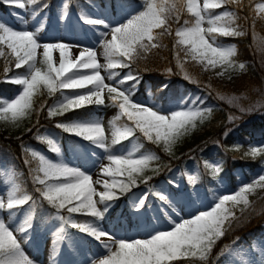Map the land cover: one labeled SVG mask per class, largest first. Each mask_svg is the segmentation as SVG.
Returning a JSON list of instances; mask_svg holds the SVG:
<instances>
[{"label":"snow or ice","instance_id":"snow-or-ice-1","mask_svg":"<svg viewBox=\"0 0 264 264\" xmlns=\"http://www.w3.org/2000/svg\"><path fill=\"white\" fill-rule=\"evenodd\" d=\"M6 2L15 8L24 9L26 4L35 3L36 0ZM239 2L240 0H203L201 7L199 0H142V10L130 14L123 23L115 26L102 18L84 15L82 16L84 24L92 26L96 31H99L96 26L108 30L99 31L106 60L104 65L97 61L94 49L84 48L71 59L70 50L79 45L42 42L39 38V29L36 31L14 29L6 22L0 21V46L7 48L8 54L14 59L16 69H25L7 81L21 88L12 98H0V119L10 118L12 122H16L28 115L32 109L33 97L41 94V89L46 90L49 96L60 92L63 98L49 107V117L63 115L90 105L117 107L119 114L114 120L126 117L130 123L113 131L111 145L120 144L140 133L148 142L161 146L165 153L171 155L177 142L196 128L197 121L202 123L211 109L201 110L198 106L199 98L192 99L187 108L184 105L188 104V98L181 101L179 107L170 109L142 105L133 99L135 84L129 88L122 87L127 81L139 82L135 72H129L113 85L106 83L105 80H112L114 74L109 71L107 77H104L101 75V69L131 68L132 64L149 50L161 46L158 41L166 33L171 34L170 26L166 25L173 17L178 22L180 14L186 10L194 20L191 22L185 20V26L176 30L175 35L178 37L176 44L183 46L176 55L179 56V52L183 51L185 56H190L193 61L205 67H219L221 71L217 75L223 76L228 69L236 66L232 59L236 53L233 47L224 46L217 37H233L243 33L238 31L237 27L222 22L225 18L232 17L233 13L225 11L220 15L207 17L205 13ZM256 10L264 13V3L257 4ZM14 15L18 16L16 13ZM205 23L209 25L207 28L203 26ZM156 29L162 31L157 33L154 31ZM109 35L110 39H107ZM56 50L59 51L58 65L53 58V52ZM3 56L4 48L0 47V57ZM238 67L244 70L245 64L240 63ZM7 71L5 68L6 73ZM83 89L87 91L75 92L73 95H66L63 92ZM105 90L107 100L111 101V104H106ZM193 105H196L195 110ZM56 126L90 141L96 148L104 149L107 153L104 157H97L109 161L108 166L99 165L102 175L112 178L110 182L103 181V191H97L91 173L65 163H53L43 155H39V167L35 170L37 175L34 180L42 186L36 191L56 210L55 218L61 222L55 233L57 239L54 244L65 239L67 227L77 229L97 240L107 236L115 244V250L112 244H103L106 254L98 262L93 260L91 264H173L179 260L206 261L216 242L233 227L234 221L240 219L226 205L229 202L247 204L244 193L254 187V184L250 183L241 186L235 194L221 195L210 209L198 210L187 218L181 217L177 220L165 211L164 214L168 216L172 227L149 232L145 238L114 240L110 233L94 228L90 223H78L72 219V215L102 219L112 207V202L120 198L117 193L122 195L131 191L138 180L147 184L152 179V176H146L145 172L150 162L158 160L159 157L154 153L142 155L140 158H134L132 153H113L99 120L72 121ZM32 154L37 155L35 152ZM245 155L252 158L264 155V147H250ZM213 171L218 172L219 167L216 166ZM118 177L123 179H117ZM260 182H264V174L257 178L256 183ZM100 183L99 179L95 181V184ZM150 191L162 204L175 209L176 203L169 194L155 189ZM18 192L17 188H12L7 194L6 204L0 199V209H16L32 200L30 195H19ZM147 198L148 193H145L133 203L137 213L144 208ZM62 211H66L68 215H60ZM31 221L32 217L29 214L18 229H13L0 219V264H34L24 254L21 239L14 234V231L27 233L32 226ZM225 252L231 254V249H223L221 255Z\"/></svg>","mask_w":264,"mask_h":264},{"label":"rangeland","instance_id":"rangeland-1","mask_svg":"<svg viewBox=\"0 0 264 264\" xmlns=\"http://www.w3.org/2000/svg\"><path fill=\"white\" fill-rule=\"evenodd\" d=\"M124 1L125 0H113L112 4L110 0H89L88 3L80 5L81 12H76L74 10L75 6L69 5V0H59L57 4L58 9L56 11L52 9L44 10L42 8H38L36 7V5H38L36 2L26 4L24 9H19L14 6H10L5 0V5H8V12H0V21L6 22L7 25L13 27L14 29L24 28L29 31H36L39 29V38L42 42H64L69 45H79V47H73L70 50V54H72L73 59L76 54L84 48L94 49L96 51L97 61L99 64L104 65L106 60L103 55L104 50L101 46L102 41L99 31L107 32L108 30L104 29L102 26H96L99 31L94 30L92 26L86 25L82 22V16L87 15L90 17L102 18L113 26L118 25L123 23L130 14L142 10V0H127L126 2L128 4ZM199 3L202 7L203 0H199ZM259 3H264V1L258 2L257 4ZM257 4L255 5L256 16L264 17V13L256 10ZM225 11L232 12L233 10L227 9V5H225L220 9L210 10L208 13H205V15L206 17L216 16V14L220 15ZM14 13L18 14L19 19L17 15H14ZM184 26L185 25H182L177 29ZM203 26L207 28L209 25L205 23ZM176 30L174 34L176 33ZM236 37L238 36L226 38L230 39ZM107 39H110V35ZM217 40L224 46L233 47L236 53V43L225 42L221 40L219 36L217 37ZM250 41L251 50L257 55L258 63L256 65V63L252 61L242 62L245 64L244 70L239 69L238 65L235 64L236 66L234 68L228 69L223 76H220L217 75V73L221 71L219 67H205V65L195 61L208 73L209 78L215 79L205 83L208 87H212L209 84L214 82L217 86L227 88L225 85L231 83L234 77L238 76V74L248 73L253 76H258V65L264 70V37H260L255 33L251 36ZM40 51L42 52V49ZM53 58L58 65V50L53 52ZM185 70L187 71V69ZM109 71L114 74V77L112 80L106 79L105 82L113 85L130 72L127 71L120 75L119 68H102L101 75L107 77ZM186 71L180 68V72L185 74L183 77L187 82L189 81L193 83L194 81H198L196 80V77H198L201 81H204V79L199 75L201 72L198 73L196 70H194L195 72H191L196 76H193L196 78L194 79L188 75L187 72L189 71ZM133 84H135V81H127L122 85V87L129 88ZM168 84L169 82L161 87V94H154L149 90V85H147L145 89L146 95L139 93L137 96L135 95L137 91L135 86L133 99L140 102L142 105H155L161 109L179 107L181 101L185 98H188V104L184 105L185 108H187L191 104V100L195 98H199L198 106L201 110L211 108L217 104L212 100L210 102L207 93H205L201 88L195 86L184 87L180 82L177 83L176 87L171 88ZM213 95L214 98L224 101L230 107L236 108L237 112L241 114L244 112L247 114L254 113L264 104V86L262 85L259 92H255V98L251 100L243 101V97L233 90H215ZM105 98L106 104H110L109 100H107L106 90ZM195 107L196 105H193L194 110ZM252 110H254V112ZM118 114L119 109L117 107L109 106L99 107L95 116V120H99L105 130L107 143L110 145L111 151L113 153H132L134 158H140L142 155L150 153L143 151L142 143L135 136L130 137L126 141H122L120 144L111 145L113 131L117 128H122L125 124H128H116L115 122L117 120H114V117ZM257 114L252 117H255ZM122 118L123 117H121V119ZM239 125L240 123L235 124L231 130H234V128ZM69 135L72 139L68 140L69 152L65 153L61 144V138L63 136L62 132L57 129H51L45 132V138L50 139L54 142L55 146L57 145L60 148V155L57 161L52 159L50 152L42 146L40 142L41 139L38 140V144H33L32 148L38 156L43 155L46 159L52 161L53 163H65L69 166L77 167L82 171L91 173L94 186L97 191H103V181L108 180L110 182L112 178L103 176L99 167L100 164L108 166L109 161H107V159H98L97 157H104L107 153H105L104 149L96 148L90 141H86L82 137H77L71 133H69ZM257 143L260 147H264V144L261 142ZM93 153H96V155H93ZM208 153L210 154L208 155V159L211 163L216 165L220 164L226 154V152H223L218 145L209 149ZM12 159L11 152L3 145H0V199L4 200L5 204L7 203L8 192L14 187L18 189V174L16 172V168L12 164ZM182 165L183 166L181 168L174 169L170 174V181L172 183L169 181L167 184L164 180H160V182L156 183L153 187L156 191H163L169 194L170 198H172L176 203L175 209L162 204V202H160L158 198L152 194L149 188L142 187L131 192L127 203L121 206V208H128V214L123 215L119 212L115 218L109 220L108 212L113 210L116 204V202L113 201L112 207L101 219V227L98 229L110 233L114 240L145 238L149 232L172 227L168 221V216L164 214L165 211L172 218L177 220L181 217L187 218L190 214L198 210L210 209L221 195L235 194L241 186L248 185V183L245 184L244 182L238 180L236 182V187H231L219 172H215L216 175L214 181H209L211 188L210 190H207L206 186H203L204 183L198 175L200 171L197 161H184ZM256 172L258 173V177L264 174V167H259ZM190 177L192 179H190ZM257 178L253 183H251L254 184V187L244 193V196L248 201L247 204H244L243 202L238 204L229 202L226 207L235 214L238 212L243 213L256 211L255 207H250L251 199L254 198V200L257 201L259 198L264 197V182L256 183ZM98 179L101 183L95 184V181ZM117 179H123V177H118ZM145 193H148L145 206L141 209L140 213H137L133 208V203L143 197ZM96 199L98 200L99 197H96ZM35 206L36 203L26 205L23 208L18 206L16 209L12 210H8L7 208L0 209V219H3L5 223L13 229H18L29 214H31L32 226L28 232L21 234L18 231H14V234L17 235L18 239H21V248L24 254L32 260L34 264H50V262L46 261V253L44 252L43 254L39 251L38 248L40 246L44 250L51 249L52 251L57 252L56 256L58 258H54V262L56 260L55 264H91L93 260L98 262L106 254V249L103 247V244L105 243L112 244L113 250H115V244L112 240H109L107 236H103L100 240H97L95 237L89 236L86 233L74 231L71 227H67V235L65 239L59 241L60 243L58 244H54V241L57 239L55 233L60 227L61 222L55 218L57 215L55 214L51 218L47 219V222L43 225V227L38 229L36 227L33 210L35 209ZM98 207L102 208L103 206L98 205ZM162 209L164 211H162ZM181 209L183 210L181 211ZM12 213H14V215H12ZM177 213H179V215H177ZM69 246L71 248H69ZM228 249H231V254L225 252L221 255V264H264V234H261V236L256 237L249 243L242 242L234 244L228 247ZM67 250H72L74 253L72 252V254H70Z\"/></svg>","mask_w":264,"mask_h":264},{"label":"trees","instance_id":"trees-1","mask_svg":"<svg viewBox=\"0 0 264 264\" xmlns=\"http://www.w3.org/2000/svg\"><path fill=\"white\" fill-rule=\"evenodd\" d=\"M58 1L36 0V3H38L36 7L56 11L58 9ZM88 1L70 0V3L75 6V10L78 12L81 11L79 2L86 3ZM261 1L264 0H240L239 4H227V9H232L233 11L231 13L234 15L225 18L222 22L237 27L238 30L242 31L243 35L230 39L225 37L220 38L225 42L236 43V55L232 58L236 65L245 61H252L256 65L258 63L257 55L251 50L250 39L255 33L260 37H264V17H257L255 13V5ZM45 5L47 7H44ZM0 12H8V5H5V0H0ZM185 20L189 22L194 20V17L188 14L186 10L180 14L178 22L173 17L169 21V24L166 25V27L170 26L171 34L166 33L158 41L161 45L160 47L149 50L141 58L136 60L131 68H119L120 75L127 71L135 72L138 75L139 82H135V86L137 87L136 96L139 93L146 95L145 89L147 85H149V90L156 94L161 92V86L167 81H170L172 87L176 85L177 81H180L186 87L194 85L202 88L208 94L210 102L212 100L217 104L211 108H207L211 109V112L206 114V119L202 123L197 121L196 128L177 142L171 155L165 153L161 146L148 142L139 133L136 134V137L143 145V151L146 153H154L159 159L151 161L148 170L145 172L146 176H152V179L147 184L138 180L137 185L131 191L122 195L117 193L120 198L115 200L116 205L114 209L108 213L109 220L115 218L120 211L122 214L128 212L127 207L121 209V206L127 203L132 191L142 187L154 189L153 187L160 180L168 183L172 171L177 167L181 168L184 161H197L200 171L198 175L204 183L203 186H206L207 189L211 188L209 181H214L216 174L213 169L216 166L219 167L218 172L226 179L231 187H236L238 180L245 184L253 183L258 177V173L256 172L258 168L264 167V155L256 158L245 155L250 147L259 146L257 142L264 144V104L255 112L252 110L254 113L247 114L244 112L241 114L237 112L236 108L230 107L224 101L214 98L213 95L215 90H233L243 97V101L255 98V92L258 93L261 85L264 86L263 68L258 65V76H253L248 73L238 74L231 83L225 85L227 88L217 86L214 82L212 83L213 85L208 83L214 89L208 87L205 83L215 79L209 78L208 73L203 67L191 60L190 56H185L183 51L179 52V56L176 55L179 48L183 46L176 44L177 37L174 32L176 28L184 25ZM160 31L162 29L155 30L157 33ZM0 47H3L5 51V56L0 57V98H12L18 94L21 86L13 85L7 81L17 73L24 72L25 69H16L14 59L8 54L7 48L5 46ZM5 68L8 69L7 73L5 72ZM180 68L184 71L187 69L190 72L186 71L188 75L194 79L197 78L196 80L198 81H194L193 83L187 82L183 77L185 74L180 72ZM168 69H171V71L169 72ZM194 70L198 71V73L201 72L199 75L204 81H201L191 73L195 72ZM63 92L66 95H73L75 92L82 91L63 90ZM62 98L60 92L49 96L46 90L41 89V94L33 97L32 109L28 115L16 122H12L10 118L7 120L0 119V145H3L11 152L13 158L12 164L18 174V194L30 195L32 197V200L27 204L36 203L35 209L33 210L35 212L36 227L38 229L44 225L49 217L56 214V210L44 201L36 191L37 188L42 187L34 180L35 175H37L35 170L39 167V156H33L32 153L34 150L31 145L38 142L37 138L43 137V146L57 160L60 148L55 146L51 140L44 139V132L48 129L62 131L63 150L68 153V132H65L56 125L72 121L93 120L99 108L96 105H90L79 110L69 111L63 115L49 117V107L58 103ZM255 114L257 115L252 117ZM125 122L129 123L123 117V119L116 121V124L124 125ZM237 123H240V125L235 127L234 130H231ZM215 145H218L223 152H226L224 159L221 160L219 165L211 163L208 159V155H210L208 153L209 149ZM153 169H158V171H153ZM25 205H21V207ZM250 205V207H255L256 211L236 213L235 215L240 217V219L234 221L233 227L216 242L206 261L179 260L174 261L173 264H219L222 263L220 256L223 249L244 241L249 243L254 237L259 236L260 233L264 232V197L259 198L257 201L254 198L251 199ZM60 214L64 216L68 215L66 211H62ZM72 219L78 223H90L94 228L101 226V219L86 215L73 214ZM75 230L78 231L77 229ZM234 241L235 243H233Z\"/></svg>","mask_w":264,"mask_h":264},{"label":"bare ground","instance_id":"bare-ground-1","mask_svg":"<svg viewBox=\"0 0 264 264\" xmlns=\"http://www.w3.org/2000/svg\"><path fill=\"white\" fill-rule=\"evenodd\" d=\"M69 58H71V59H73V56H72V54H70V56H69ZM60 243V242H59ZM65 243V242H64ZM69 248H71L70 246H69ZM39 251L41 252V253H43L44 254V252L46 253L45 255H47L46 257H47V262H50V264H55L56 263V260H55V262H54V258H58L56 255H57V252L56 251H52L51 249H42V247L40 246L39 248ZM63 251V250H62ZM68 252H70V254H72V250H67ZM62 253V252H61ZM74 253V252H73ZM43 256V255H42Z\"/></svg>","mask_w":264,"mask_h":264}]
</instances>
